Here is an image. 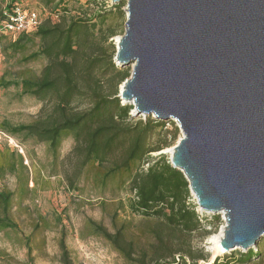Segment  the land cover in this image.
Returning a JSON list of instances; mask_svg holds the SVG:
<instances>
[{
    "label": "trees",
    "instance_id": "obj_1",
    "mask_svg": "<svg viewBox=\"0 0 264 264\" xmlns=\"http://www.w3.org/2000/svg\"><path fill=\"white\" fill-rule=\"evenodd\" d=\"M20 1L10 0L0 10V25L6 12L21 7ZM86 1L91 4L93 0ZM39 2L50 17L43 19L39 14L37 26L8 34L9 40L0 34V54L6 60L20 55L22 64L42 61L43 67L39 73L22 71L10 79L2 75L0 88L20 89L23 96L35 98L42 107L31 123L15 127L4 124L2 132L11 137L26 135L45 144L52 164L60 160L62 142L72 138L71 156L76 163L69 181L74 190L86 178L103 189V197L108 185L117 183V193L110 195L116 201L110 215L111 230L91 220L86 228L105 240L127 264H209L208 257L202 250H194L188 238L200 228L197 206L186 201L188 182L164 157L151 160V154L161 149L148 143L149 134L153 125L162 127L165 123L156 119L151 124L148 118V122L130 124V108L122 107L116 94L104 92L103 72H116L112 55L106 50L112 36L106 32L104 13L92 18L85 14L72 17L66 0ZM109 49L113 50V46ZM128 77L125 74L122 82ZM80 103H85L86 108L79 109ZM6 177L16 180L20 196L37 189L35 178L29 189L30 175L24 157L17 150L0 146V180ZM127 190L130 197L126 207L131 215L141 218L140 223L120 218L125 205L119 193L128 194ZM15 196V191L0 189V234L17 231L12 217ZM56 220L60 222L58 216ZM37 223L48 224L42 217ZM263 243L264 239H260L256 251L249 249L237 256L216 258L210 264H262ZM26 246L28 261L23 264H33L31 249ZM58 248L60 263L73 264L64 234L60 235Z\"/></svg>",
    "mask_w": 264,
    "mask_h": 264
},
{
    "label": "water",
    "instance_id": "obj_2",
    "mask_svg": "<svg viewBox=\"0 0 264 264\" xmlns=\"http://www.w3.org/2000/svg\"><path fill=\"white\" fill-rule=\"evenodd\" d=\"M126 2L121 99L174 121L170 164L201 213L223 215L224 252L264 236V0Z\"/></svg>",
    "mask_w": 264,
    "mask_h": 264
},
{
    "label": "rangeland",
    "instance_id": "obj_3",
    "mask_svg": "<svg viewBox=\"0 0 264 264\" xmlns=\"http://www.w3.org/2000/svg\"><path fill=\"white\" fill-rule=\"evenodd\" d=\"M10 0H0V10L9 4ZM68 8L72 10V17H82L84 14L90 16L104 13L106 17V32H111L108 40V55H112V63L116 72L110 73L107 69L104 74V92L116 94L122 107H129L130 124L148 122L154 124L152 116H135L132 104L125 103L120 96L121 87L125 80L131 75V66L121 67L116 59L117 40L124 33V23L126 20V2L122 1L113 4L111 0H93L88 4L86 0H66ZM22 10L41 14V18L50 17L48 10L44 9L39 0H21L19 2ZM121 7V9H117ZM122 13V14H121ZM55 21L54 17H51ZM10 39L7 33H0ZM104 34V33H103ZM102 41V36H99ZM5 42H3V45ZM113 46V50L109 49ZM44 62L22 64L20 55L13 56L6 60L0 54V77L5 75L6 79L15 77L22 71H34L39 73ZM125 74L129 77L122 82ZM42 104L35 98L23 96L20 89L9 87L0 88V146H7L17 150L24 157V164L29 169L30 181L29 189L33 187L34 178L37 181V189L33 193L20 196L16 180L6 177L0 180V189L15 191L16 196L13 201L12 217L16 222L17 231H7L0 234V264H23L28 261L26 244L31 249V259L33 264H61L58 242L60 235L64 234L65 244L73 264H127L125 260L117 254L112 247L102 238L92 235L86 228L87 221L99 223L111 230L110 215L116 208V201L110 199L117 189L114 182L105 189L93 184L90 179L82 178L77 183V188H72L69 181L75 167V158L71 151L73 147L72 138L68 137L62 142L59 150L60 160L58 163L51 162V157L47 153L45 144L38 143L35 139L26 135L11 137L2 132L4 124L11 126L27 125L36 117ZM78 108H86L85 103L78 104ZM162 127L153 125L149 134L148 143L161 150L151 154L152 162L159 157H164L170 163V149H172L182 137L177 124L174 121H162ZM175 130H177L175 132ZM147 165L143 170H146ZM46 189V190H44ZM112 192H115L111 194ZM128 193V190H127ZM124 206V212L120 211L122 219L132 220L134 224L140 223L141 218L131 215L126 207V199L129 193H119ZM112 198V196H111ZM188 204L196 206L194 196L189 192L186 198ZM200 219V228L188 238L194 250H202L208 257V263H212L216 258L223 259L230 255L237 256L247 250L237 249L234 251L216 253L213 249L212 239L219 236L225 223L223 215L201 213L196 208ZM58 216L60 222L54 221ZM39 217L44 218L48 224L46 226L37 223ZM264 239V236L261 240ZM27 240L29 242H27ZM257 245L250 248L256 251ZM249 250V249H248ZM264 254V243L261 246ZM199 264H204L200 261ZM264 264V255L262 257Z\"/></svg>",
    "mask_w": 264,
    "mask_h": 264
},
{
    "label": "built area",
    "instance_id": "obj_4",
    "mask_svg": "<svg viewBox=\"0 0 264 264\" xmlns=\"http://www.w3.org/2000/svg\"><path fill=\"white\" fill-rule=\"evenodd\" d=\"M37 25L38 14L14 7L6 12L4 21L0 25V33L17 34L28 31Z\"/></svg>",
    "mask_w": 264,
    "mask_h": 264
},
{
    "label": "bare ground",
    "instance_id": "obj_5",
    "mask_svg": "<svg viewBox=\"0 0 264 264\" xmlns=\"http://www.w3.org/2000/svg\"><path fill=\"white\" fill-rule=\"evenodd\" d=\"M119 39V38H118ZM170 154H172V149H170ZM223 235V231H221L219 236H215L212 239V244H213V249L216 251V253H224V251L222 250V248L220 247V240L222 238Z\"/></svg>",
    "mask_w": 264,
    "mask_h": 264
}]
</instances>
